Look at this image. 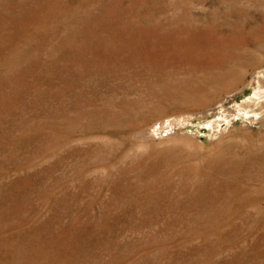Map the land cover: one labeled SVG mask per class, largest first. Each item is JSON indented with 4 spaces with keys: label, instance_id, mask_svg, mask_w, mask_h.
<instances>
[{
    "label": "rangeland",
    "instance_id": "rangeland-1",
    "mask_svg": "<svg viewBox=\"0 0 264 264\" xmlns=\"http://www.w3.org/2000/svg\"><path fill=\"white\" fill-rule=\"evenodd\" d=\"M0 38V264H264V0H0Z\"/></svg>",
    "mask_w": 264,
    "mask_h": 264
},
{
    "label": "bare ground",
    "instance_id": "bare-ground-1",
    "mask_svg": "<svg viewBox=\"0 0 264 264\" xmlns=\"http://www.w3.org/2000/svg\"><path fill=\"white\" fill-rule=\"evenodd\" d=\"M18 5V4H17ZM11 6V5H10ZM22 6V5H21ZM28 7V6H27ZM19 8V7H18ZM8 21V20H7ZM27 27V26H26ZM13 30V29H12ZM10 31V30H9ZM13 32V31H12ZM4 37V36H3ZM7 37V36H6ZM194 37V36H193ZM1 39V38H0ZM187 41V40H186ZM192 41V40H191ZM202 41V40H201ZM185 42V41H184ZM188 42H189V40H188ZM196 42V41H195ZM186 43V42H185ZM3 45V44H2ZM135 45V44H134ZM184 45V44H183ZM183 45H178L179 47H172V48H169L168 49V47H167V49L169 50V52L167 51V53H164V52H162V53H159V52H154V51H147L146 50V52H145V50H144V52H138V54H139V56H141V59H146V61L148 60V61H150L151 60V62L152 61H155V63L157 64V68H160L161 66H164L165 64H166V66L167 65H171L172 63H173V58H171L172 57V55L175 57L177 54H178V57H181V63L182 64H184V61H185V59H186V61L187 62H185V65H188L189 64V66L191 65V68H193V69H197V68H200V66H205L204 64H206V63H208L209 65H214V66H216V63H215V61L217 60L216 59V57H218L217 56V54H215V53H205L204 54V52L202 53L201 52V49H197V47H196V45H191V44H189V43H187V44H185V47L183 48ZM6 46V45H5ZM127 46V45H126ZM205 46V45H204ZM199 48V47H198ZM203 48V47H202ZM207 48H210V47H207ZM218 48V47H217ZM146 49V48H145ZM182 49V50H181ZM150 50H152V49H150ZM156 50V49H155ZM159 50V49H158ZM164 50V49H163ZM211 50V49H210ZM209 50V51H210ZM115 51V50H114ZM166 51V50H165ZM203 51V50H202ZM136 52V53H137ZM161 52V51H160ZM215 52V51H214ZM135 53V52H134ZM136 53H135V55H136ZM169 53H171V55L169 54ZM132 54H133V52H132ZM169 54V55H168ZM216 55V56H215ZM113 56V55H112ZM177 57V58H178ZM136 58V57H135ZM129 59V58H128ZM134 59V58H133ZM139 58H137V60H138ZM136 60V59H135ZM122 61V60H121ZM143 61H145V60H143ZM147 61V62H148ZM208 61V62H207ZM146 62V63H147ZM206 62V63H205ZM123 63V62H122ZM150 62H148V64H149ZM212 63V64H211ZM120 64V63H119ZM139 64V63H138ZM143 64H145V62L143 63ZM152 64V63H151ZM150 64V65H151ZM156 64H155V66H156ZM142 65V64H141ZM175 65V63L172 65V66H174ZM184 65V66H185ZM149 66V65H148ZM148 66H147V68H148ZM153 66H154V64H153ZM176 66V65H175ZM145 67V69H146V66H144ZM143 67V68H144ZM152 67V66H151ZM142 68V69H143ZM190 68V69H191ZM163 69V68H162ZM169 69V68H168ZM155 70V69H154ZM164 70V69H163ZM170 70V69H169ZM150 71V70H149ZM183 71V70H182ZM133 72V71H132ZM195 73V72H194ZM190 74V73H189ZM192 74V73H191ZM161 77V76H160ZM163 77V76H162ZM191 80V79H190ZM159 83V82H158ZM189 84V83H188ZM162 85V84H161ZM160 86V85H159ZM191 86V85H190ZM180 87V86H179ZM175 89V88H174ZM170 90V89H169ZM185 91V90H184ZM165 92V91H164ZM127 93V92H126ZM160 93V92H159ZM257 95V94H256ZM147 103V102H146ZM241 108V107H240ZM239 110V109H238Z\"/></svg>",
    "mask_w": 264,
    "mask_h": 264
}]
</instances>
